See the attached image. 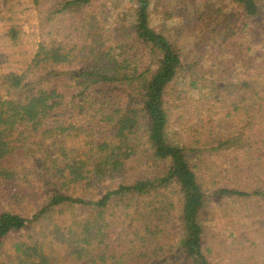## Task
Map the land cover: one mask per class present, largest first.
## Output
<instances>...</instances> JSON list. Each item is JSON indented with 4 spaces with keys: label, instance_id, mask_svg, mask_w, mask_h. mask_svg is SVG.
Here are the masks:
<instances>
[{
    "label": "trees",
    "instance_id": "trees-1",
    "mask_svg": "<svg viewBox=\"0 0 264 264\" xmlns=\"http://www.w3.org/2000/svg\"><path fill=\"white\" fill-rule=\"evenodd\" d=\"M118 1L137 6L132 23L114 25L127 24L130 34L111 29L88 51L74 49L69 38L100 25L98 10L108 0H58L45 15L54 38L19 58L14 71L0 68V192L14 203L1 210L0 199V264H174L175 256L182 264H210L202 218L212 200L246 199L253 213L264 206V156L256 153V144L264 147V66L254 65L256 97L248 112L247 86L218 85L225 81L220 73L210 83L183 57L190 35L233 39L229 4L264 31L254 21L264 17L263 6ZM13 2L0 8V21L4 40L19 49L24 31ZM154 12L162 17L158 28ZM197 12L191 28L188 17ZM256 54L254 64L264 47ZM179 84L227 112L207 144L183 146L170 133L166 107ZM208 84L214 88L206 92ZM224 97L253 124L229 121ZM229 156L240 164L218 169L201 162ZM255 224L264 234V222ZM251 246L245 255L258 256L260 248Z\"/></svg>",
    "mask_w": 264,
    "mask_h": 264
},
{
    "label": "rangeland",
    "instance_id": "rangeland-1",
    "mask_svg": "<svg viewBox=\"0 0 264 264\" xmlns=\"http://www.w3.org/2000/svg\"><path fill=\"white\" fill-rule=\"evenodd\" d=\"M40 1L38 8L33 5V0H14L13 2L17 6V18L24 31L23 46L21 48L14 49L4 40L5 38L2 35L4 24L0 21V68L2 70L14 71L24 55L31 57L30 55L36 52L38 44L54 38V31L49 27V22L45 20V15L54 8L58 0ZM257 1L264 8V0ZM7 2L8 0H0V8H6ZM227 8L231 12V18L227 24H230L233 29V39L225 41L221 38H211L208 33L203 35L200 32L198 33L200 39H197L195 34L190 35V46L189 48L186 47L188 50L183 57L186 58V66L202 73L205 78L210 80V83L213 82L212 76L220 73L219 78L225 81L218 83V85L236 84L239 87L247 86L248 89L244 93L245 101L242 103L245 106L244 108H247L250 112L249 105L253 104L251 100H255L256 97V87L251 86V83H253L252 76L256 72L254 65L264 66V56L258 58L255 64L253 60L258 54L254 58L252 56L264 47V31L258 33L259 29L256 24L242 20L244 19L243 15L232 4H229ZM136 14V5L127 2L121 3L118 0H108L107 4L98 10L97 20L102 21V23L89 26L87 31L85 29L77 37L71 36L68 40L69 45L74 49L88 51L94 47L96 38L105 31L114 29L120 35L123 28H127L126 34H130L133 31H129L130 28L127 24H124V26L114 25L120 24L124 20L127 23H132ZM198 16L199 13L197 12L193 17H188L191 28L195 25ZM161 19L162 17L158 12L151 14V20L155 28H158ZM192 19H194L193 22ZM107 20L110 21L108 25ZM254 21L255 23L260 21L259 27L264 29V17ZM63 27L67 28L66 26ZM61 35H64V33ZM59 41H62L60 37ZM64 42L66 44L67 40L65 39ZM16 54H19V56ZM213 88L212 85L208 84L205 91L208 92ZM230 91L235 92L234 97L238 96L236 90L230 88ZM174 93L171 94L173 99L166 107L169 130L173 139L183 146L194 145L195 142L208 143L209 140L213 139L212 134L216 124L226 116V110L219 106L216 99L211 98L206 101L207 99L200 97V90H192L191 87L184 86V84H179ZM223 100H226V97ZM226 102V106L230 107L231 101L226 100ZM231 108H229L231 116L229 121L231 120L236 125L253 124L252 115L245 111L240 115L237 109L232 111ZM200 119L204 120L201 124L199 123ZM196 123H199V126H196ZM189 128L193 129L190 130ZM197 130H199L198 133ZM252 130L253 128H251ZM250 144H255V140ZM256 147L259 148V150L256 149V153L264 156V147L259 144H256ZM203 161L206 162V165L214 168L218 167V169L231 167V163L240 164L238 159L231 156L224 161L226 163L221 162L219 158H205L201 162ZM198 164L200 165V163ZM244 168H248V166ZM242 171L244 170L239 172ZM238 173L236 176H238ZM100 194H103V191ZM0 199L1 210L11 211L14 204L13 199L2 191L0 192ZM245 201L246 199L233 197L223 200L213 199L210 209L203 215L202 225L208 234L204 253L210 264H260L263 260L264 234L259 232L261 228L255 222L256 220L264 222V206L261 203L258 207L259 210L253 213L252 205ZM239 242H243V248L237 245ZM251 245L257 249L260 248L261 251H258L260 252L258 256L245 255V253L252 251ZM253 254H256V252ZM175 258L174 264H182L184 261L181 257L179 259L175 256ZM185 264L188 263L185 262Z\"/></svg>",
    "mask_w": 264,
    "mask_h": 264
}]
</instances>
